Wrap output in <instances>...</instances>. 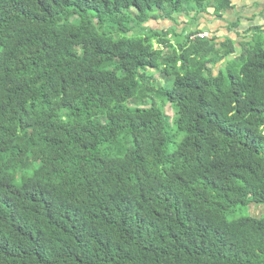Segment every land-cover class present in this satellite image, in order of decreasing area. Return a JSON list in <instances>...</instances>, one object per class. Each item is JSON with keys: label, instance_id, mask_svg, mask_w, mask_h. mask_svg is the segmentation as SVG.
Returning <instances> with one entry per match:
<instances>
[{"label": "trees", "instance_id": "1", "mask_svg": "<svg viewBox=\"0 0 264 264\" xmlns=\"http://www.w3.org/2000/svg\"><path fill=\"white\" fill-rule=\"evenodd\" d=\"M208 8L0 0V264H264V31L147 28Z\"/></svg>", "mask_w": 264, "mask_h": 264}, {"label": "crops", "instance_id": "2", "mask_svg": "<svg viewBox=\"0 0 264 264\" xmlns=\"http://www.w3.org/2000/svg\"><path fill=\"white\" fill-rule=\"evenodd\" d=\"M232 9L222 18L218 19L214 15V9L209 8L206 14L200 16L192 15L191 20H198V30L215 33L222 41L230 38L240 44L248 41L251 36L249 31L258 27L264 31V0H230ZM225 21V22H223ZM227 22V23H226ZM228 23L234 25L239 23L238 28L228 29ZM188 21L182 19L181 27L178 33H191L196 31L195 28H187ZM224 24V25H223ZM147 28L155 32H166L172 29H178L177 25L169 21L151 22ZM250 41V40H249Z\"/></svg>", "mask_w": 264, "mask_h": 264}, {"label": "rangeland", "instance_id": "3", "mask_svg": "<svg viewBox=\"0 0 264 264\" xmlns=\"http://www.w3.org/2000/svg\"><path fill=\"white\" fill-rule=\"evenodd\" d=\"M185 7H188V6H185ZM188 16H189V14H184L182 16L176 17V21L175 22L169 21V22H172L175 25H177V28H178V29H172L171 31H174L175 34L178 33L179 28L181 27L182 19H185V21H188L187 28H191V27L195 28L196 23H198V22H194V21L191 22L190 20H191L192 17L191 16L188 17ZM223 22H225V21H223ZM228 25H230V23H228ZM178 34H179L178 36L183 35V37H186L188 35V33H184V34L183 33H178ZM180 41H182V37L181 36L179 38H174L173 39L174 43H178ZM165 52H166V50H165ZM219 68H220L219 66L217 68H215V70H214L215 74L218 73V69ZM155 78L159 79L160 76L157 74L155 76ZM160 82H162V85L164 84V82L162 80ZM156 101L159 103V105H161L162 102H165V100L163 101V99H159V98ZM131 105L133 106V102L131 103ZM165 107H166L167 114L169 116H171V117H174L175 116V111L172 108V106L171 105H165ZM245 218H252V219H262V218H264V206H256V205H254V206H249V207H239L234 212H232L231 214H229L227 216V220L228 221H235V220L245 219Z\"/></svg>", "mask_w": 264, "mask_h": 264}, {"label": "built area", "instance_id": "4", "mask_svg": "<svg viewBox=\"0 0 264 264\" xmlns=\"http://www.w3.org/2000/svg\"><path fill=\"white\" fill-rule=\"evenodd\" d=\"M209 34L207 33V32H205V33H200L199 35H197V36H194V37H192L191 39L192 40H196V38L197 39H202V40H204V39H206V38H209Z\"/></svg>", "mask_w": 264, "mask_h": 264}]
</instances>
